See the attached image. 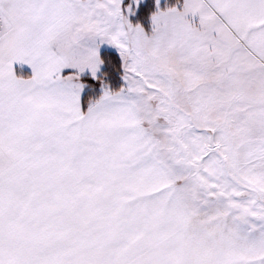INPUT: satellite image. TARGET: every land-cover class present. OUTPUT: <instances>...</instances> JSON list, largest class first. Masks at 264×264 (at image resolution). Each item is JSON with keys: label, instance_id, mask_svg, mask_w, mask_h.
Wrapping results in <instances>:
<instances>
[{"label": "snow or ice", "instance_id": "obj_1", "mask_svg": "<svg viewBox=\"0 0 264 264\" xmlns=\"http://www.w3.org/2000/svg\"><path fill=\"white\" fill-rule=\"evenodd\" d=\"M0 264H264V0H0Z\"/></svg>", "mask_w": 264, "mask_h": 264}]
</instances>
